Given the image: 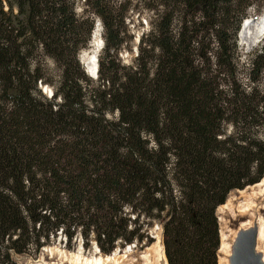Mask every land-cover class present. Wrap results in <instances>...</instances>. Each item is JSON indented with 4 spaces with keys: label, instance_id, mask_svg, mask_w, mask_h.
I'll list each match as a JSON object with an SVG mask.
<instances>
[{
    "label": "trees",
    "instance_id": "trees-1",
    "mask_svg": "<svg viewBox=\"0 0 264 264\" xmlns=\"http://www.w3.org/2000/svg\"><path fill=\"white\" fill-rule=\"evenodd\" d=\"M76 1L0 0V264L58 232L108 253L161 214L168 264H218L216 209L264 173V41L247 87L233 66L264 0H148L156 19L129 67L116 55L130 0H82L81 15ZM96 18L92 79L76 55ZM42 57L60 68L50 99Z\"/></svg>",
    "mask_w": 264,
    "mask_h": 264
},
{
    "label": "rangeland",
    "instance_id": "rangeland-1",
    "mask_svg": "<svg viewBox=\"0 0 264 264\" xmlns=\"http://www.w3.org/2000/svg\"><path fill=\"white\" fill-rule=\"evenodd\" d=\"M147 1L148 0H130V5H129L130 8H128L125 14L126 20L124 21V25H125V31L123 35L124 43L116 55L117 56L116 61H118L120 65L129 67L130 65L135 64L134 58L136 56V53L138 54L139 52V40L140 37L142 36L141 34L143 33L144 35L147 34L153 27L154 21L156 19V14L154 12L152 13L145 9L144 5ZM75 13L77 15H81L83 13L82 0L76 1ZM250 15H252L254 18L264 15V9H262L261 14L259 15L257 14V12L251 9ZM96 20L97 18L95 19V23L97 24ZM96 24H95V28L97 27ZM101 34L103 35V27H101ZM238 34H239V30L236 35V55L233 61V66L235 69L234 72L236 79L239 81V83L243 87H247L250 84L248 77L250 74L252 75V73H250V68L247 63L249 62V59L251 58L252 54L261 46L262 42L264 41V37L262 38V40L260 39L258 42H255L252 45H241L238 38ZM89 44L90 43L88 42L87 47L80 49L76 55V59L78 60L80 67L83 69V71L87 76L89 75L86 73V69L83 67L80 57L82 55L83 50L89 49ZM143 46L144 44L142 45V47ZM101 53L102 50L98 55V66H99V56L101 55ZM41 62H42V67L45 70V75L51 83L49 82L41 83L43 87H40L39 84L37 86L40 89L41 93L44 94L45 97L50 99L48 96V91L50 89L53 92V85L59 79L60 68L58 67L57 63H55L50 57H42ZM45 87L48 88L47 89L48 91H46V93L43 92V88L45 89ZM56 101H58V99H56ZM107 116L115 117L116 114L115 113L109 114ZM228 130H230L229 127H227V131ZM237 192L238 191H236V189L230 191L228 197L238 196L239 194ZM162 218H163V214H161V216L158 218L140 217V221H138V223L141 224L142 223L141 221H143L141 227L145 231V234L147 235L148 238H144L141 242L139 241L136 242V245L133 247V252L131 253L132 257L141 254L150 244L154 242V238L152 237V235L155 234L156 232H160L161 238L163 239L162 224H161ZM149 239H151L152 241H149ZM134 242L135 241L133 240L131 243H124V242L117 243L110 252L104 253L99 249L98 245H95L96 240L92 233H90L87 239L85 240L81 238L80 233H77L73 238V240L69 244H67L64 235L58 232L56 237H52V236L49 237V240L40 248L38 254L34 255L32 250L28 253H23V254H16L15 252L11 251V258L17 264H40L39 261L43 262L44 264L45 259L43 260L42 257L45 258V255L48 254L47 252L51 250L54 253L62 256V258L65 260L69 258L72 259V261L75 260V263L77 262V264H92L93 261L92 260H91L92 262L89 261L92 255L104 258L106 255L113 254L116 250L117 252L122 253L127 246L134 245L133 244ZM95 248L99 249V251L95 252ZM79 250L82 255L77 254ZM74 255L76 256L74 257ZM78 256L79 258H77Z\"/></svg>",
    "mask_w": 264,
    "mask_h": 264
},
{
    "label": "bare ground",
    "instance_id": "bare-ground-1",
    "mask_svg": "<svg viewBox=\"0 0 264 264\" xmlns=\"http://www.w3.org/2000/svg\"><path fill=\"white\" fill-rule=\"evenodd\" d=\"M96 26L92 34L89 49L83 50L80 57L86 73L91 78H94L96 75L98 54L101 48H103L100 22ZM263 37L264 15L258 18H247L244 20L238 34L241 45H252L260 39L262 40ZM45 89L48 91L47 87ZM236 191H238V196L227 197L225 203L216 209L220 233L218 264H230L229 257L233 256L231 246L238 235L245 234H253V238L249 243L251 255L257 260L256 264H264V179L242 190L237 189ZM243 215L249 217L248 221L241 223L239 230H232L229 225V219H235ZM152 237L154 238V242L135 257L131 256L134 245H129L122 253L116 250L113 254L106 255L104 258L92 255L89 261H93L92 264H167L160 232H156ZM95 252H98L97 248H95ZM47 253L45 258L42 257L43 260L45 259L44 264H77L75 260L72 261V259H69L67 257L68 255L66 256L68 259L65 260L62 256L51 250ZM77 254H81L80 250ZM39 262L43 264V262Z\"/></svg>",
    "mask_w": 264,
    "mask_h": 264
},
{
    "label": "water",
    "instance_id": "water-1",
    "mask_svg": "<svg viewBox=\"0 0 264 264\" xmlns=\"http://www.w3.org/2000/svg\"><path fill=\"white\" fill-rule=\"evenodd\" d=\"M101 43H102V47H103V45H104L103 39H102ZM95 74L96 75L93 79H96L97 74H98V61H97V69H96ZM262 179H264V173H263V176L261 177V179L259 181H261ZM247 186H249V185H247ZM247 186H245V187H247ZM238 190H242V189H238ZM248 219H249V217L247 215L239 216V217H236L235 219H229V225H230L232 230H239V225L243 222L248 221ZM162 236H163V233H162ZM252 238H253V234L238 235V237H236L233 245L231 246V249L233 250V256L229 257L230 264H256L257 263L256 262L257 260L252 257L251 251L249 248V243L252 240ZM162 244H163V250L165 253L163 239H162ZM165 257H166V255H165ZM166 260H167V258H166ZM167 264H168V261H167Z\"/></svg>",
    "mask_w": 264,
    "mask_h": 264
},
{
    "label": "built area",
    "instance_id": "built-area-1",
    "mask_svg": "<svg viewBox=\"0 0 264 264\" xmlns=\"http://www.w3.org/2000/svg\"><path fill=\"white\" fill-rule=\"evenodd\" d=\"M43 92H44V93H46V91H45V89H44V88H43ZM48 96H49V95H48ZM49 97H50V96H49ZM134 246H135V244H134Z\"/></svg>",
    "mask_w": 264,
    "mask_h": 264
}]
</instances>
